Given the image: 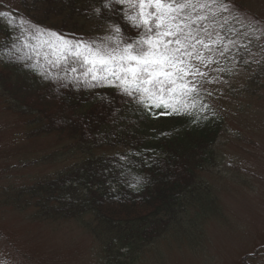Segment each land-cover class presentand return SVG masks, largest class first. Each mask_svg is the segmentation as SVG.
I'll return each instance as SVG.
<instances>
[{"label":"trees","instance_id":"obj_1","mask_svg":"<svg viewBox=\"0 0 264 264\" xmlns=\"http://www.w3.org/2000/svg\"><path fill=\"white\" fill-rule=\"evenodd\" d=\"M103 4L104 0H20L27 12L37 11V18L32 14L28 20L41 26L44 13L45 24H62L53 30L69 39L74 35L65 33L66 25L89 18L119 25L117 40L139 34L122 18L124 6L108 10ZM20 16L14 12L0 17V92L9 108L31 119L32 135L66 134L87 153L102 149L111 154L4 190V205L29 211L35 220L78 222L101 242L104 264H132L168 232L181 212L192 207L200 214L211 210L209 189L200 174L217 163L214 146L224 117L205 90L188 98L190 114H162L163 108L145 112L116 87L90 76L77 80L83 70L76 65L78 73L70 72L71 57L66 64L49 63L52 52L21 29ZM25 41L32 47L26 48ZM167 102L184 112L182 97ZM137 181V187H131Z\"/></svg>","mask_w":264,"mask_h":264},{"label":"rangeland","instance_id":"obj_2","mask_svg":"<svg viewBox=\"0 0 264 264\" xmlns=\"http://www.w3.org/2000/svg\"><path fill=\"white\" fill-rule=\"evenodd\" d=\"M231 7L230 14L217 15L215 24L226 50L217 47L211 55L218 63L201 68L205 78L196 77L224 117L214 146L217 163L200 174L213 208L181 212L132 264H264V0H231ZM14 12L37 18V11L27 12L20 0H0V13ZM46 17L40 14L41 26ZM110 25L79 19L64 32L112 45L117 37ZM8 104L0 92V264H104L101 242L78 222L35 220L29 211L4 205L3 191L111 153H87L66 134L32 135L31 119Z\"/></svg>","mask_w":264,"mask_h":264},{"label":"snow or ice","instance_id":"obj_3","mask_svg":"<svg viewBox=\"0 0 264 264\" xmlns=\"http://www.w3.org/2000/svg\"><path fill=\"white\" fill-rule=\"evenodd\" d=\"M113 5L124 6L122 18L132 29L140 31L135 37L121 36L112 45L95 39H69L25 17H20L19 22L22 30L31 29L29 35L39 42V47L47 46L52 52L54 59L49 63L66 64L71 57L70 72L78 73L76 65L83 70L76 75L77 80L87 81L90 76L92 81L116 87L145 112L163 108L162 114H190L187 100L202 88L196 77L207 76L201 68L218 63L211 55L217 47L226 50L224 37L215 24L217 15L231 13V0H104L103 8L111 10ZM95 11L97 15L101 13L100 8ZM110 28L121 33L119 25ZM25 47L32 45L25 41ZM39 54L37 51L36 55ZM177 96L183 98L184 112L167 102ZM138 184L139 181L131 187Z\"/></svg>","mask_w":264,"mask_h":264}]
</instances>
